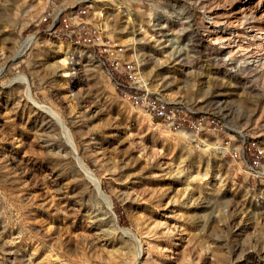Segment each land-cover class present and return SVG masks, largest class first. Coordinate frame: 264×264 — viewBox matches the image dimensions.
<instances>
[{"label":"rangeland","instance_id":"1","mask_svg":"<svg viewBox=\"0 0 264 264\" xmlns=\"http://www.w3.org/2000/svg\"><path fill=\"white\" fill-rule=\"evenodd\" d=\"M47 1L0 0V264H264L250 162L264 154V44L250 36L264 16L247 0H93L91 46L49 29ZM127 65L216 128L175 129L129 101Z\"/></svg>","mask_w":264,"mask_h":264},{"label":"built area","instance_id":"2","mask_svg":"<svg viewBox=\"0 0 264 264\" xmlns=\"http://www.w3.org/2000/svg\"><path fill=\"white\" fill-rule=\"evenodd\" d=\"M93 0H48L43 20H51L49 29L61 33L68 40L91 46L104 45L100 29L90 20V9ZM116 68L119 70V66ZM126 78L117 77L116 86L129 101L146 108L150 114L172 128L189 126L197 131L216 128L217 121L204 113H199L182 103L171 102L145 91L138 85V77L133 65H127L124 71ZM263 150L257 147L251 167L259 166L264 171Z\"/></svg>","mask_w":264,"mask_h":264},{"label":"bare ground","instance_id":"3","mask_svg":"<svg viewBox=\"0 0 264 264\" xmlns=\"http://www.w3.org/2000/svg\"><path fill=\"white\" fill-rule=\"evenodd\" d=\"M243 1V0H242ZM239 9V8H238ZM241 9H242V11L243 10H250V11H252V13L254 14V15H256V16H258V15H260V16H264V1H262V0H258L257 2H254V1H251V0H247V1H245L242 5H240V11H241ZM235 10H236V8H235ZM249 12V11H248ZM101 15V14H100ZM250 16H252V14L250 15ZM240 17V16H239ZM242 17V16H241ZM247 17V16H246ZM247 20V19H246ZM248 20H250V19H248ZM237 20H235L234 22H236ZM239 21V20H238ZM237 21V22H238ZM242 21V20H241ZM233 23V22H232ZM218 33L217 32H214V31H211V33L208 35L209 36V38L210 39H214V40H219V37H218ZM253 39H255L256 40V43L258 44V45H262V44H264V31H262V32H256V31H254L251 35H250ZM227 40H229V38L227 39ZM34 41H35V36H31V37H29V38H27L25 41H24V43H23V45H22V47H21V49H20V51H19V55H21L23 52H25L28 48H30L32 45H33V43H34ZM257 46V45H256ZM230 53V52H229ZM264 54V53H263ZM261 58V57H260ZM227 60H232V56H231V54H228V57L226 58ZM262 59V58H261ZM260 59V60H261ZM260 60H256L255 62V64H258V63H262V65L264 66V61H260ZM64 64L66 63V59H62L61 60ZM65 70V72H67L66 71V68L64 69ZM2 70H0V72H1ZM67 74V73H66ZM25 78H27V77H25ZM25 81V80H24ZM26 84V83H25ZM28 87V86H27ZM28 90V89H27ZM29 93V92H28ZM29 95H30V93H29ZM33 100V99H32ZM36 102V101H35ZM45 108V107H44ZM46 110L52 115V116H54L56 119H57V121L60 123V125L62 126V129L64 130V132L67 134V136H68V140H69V142H70V144L72 145V147H73V149H74V151L75 152H77V148H76V146H75V143H74V139H73V136L71 135V131L69 132V130H68V126L66 127V125H65V123H64V121H63V119L61 118V116L54 110V109H52V108H48V107H46ZM80 163L83 165V167L85 168V171L87 172V175L96 183V185H97V188H98V190L100 191V193L103 195V197H105V199H106V203L108 204V206H109V208H110V210H111V212H112V203H111V201H110V199L107 197V196H105V194H104V192L102 191V189H101V183H100V179L96 176V174L82 161V160H80ZM84 170V169H83ZM98 191V192H99ZM99 193V194H100ZM112 216L114 217V220H115V223L125 232V233H127L128 235H130L133 239H134V241H136V243H137V245H138V249H139V253H141V251H142V243H141V241H140V239H138V237L136 236V234L130 229V228H127V227H121L119 224H118V222H117V220H116V218H115V215L113 214V212H112Z\"/></svg>","mask_w":264,"mask_h":264}]
</instances>
